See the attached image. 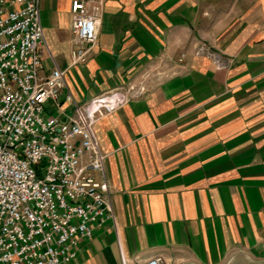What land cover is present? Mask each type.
Returning a JSON list of instances; mask_svg holds the SVG:
<instances>
[{
    "label": "crops",
    "instance_id": "crops-1",
    "mask_svg": "<svg viewBox=\"0 0 264 264\" xmlns=\"http://www.w3.org/2000/svg\"><path fill=\"white\" fill-rule=\"evenodd\" d=\"M73 1L39 0L43 74L67 70L81 104L145 93L95 126L115 219L68 264H264V0H104L77 66Z\"/></svg>",
    "mask_w": 264,
    "mask_h": 264
},
{
    "label": "built area",
    "instance_id": "built-area-1",
    "mask_svg": "<svg viewBox=\"0 0 264 264\" xmlns=\"http://www.w3.org/2000/svg\"><path fill=\"white\" fill-rule=\"evenodd\" d=\"M103 6L72 2V66L97 44ZM43 45L39 0H0V264H68L94 227L115 219L110 185L97 178L106 155L95 126L145 93L122 85L81 104L67 70L43 74ZM49 101L69 103L73 114L64 120L46 109ZM162 263L156 256L142 264Z\"/></svg>",
    "mask_w": 264,
    "mask_h": 264
},
{
    "label": "rangeland",
    "instance_id": "rangeland-1",
    "mask_svg": "<svg viewBox=\"0 0 264 264\" xmlns=\"http://www.w3.org/2000/svg\"><path fill=\"white\" fill-rule=\"evenodd\" d=\"M46 107H47V109H49V108L52 107V105L51 104H47ZM260 252H263V251H260ZM260 258H264V253H261Z\"/></svg>",
    "mask_w": 264,
    "mask_h": 264
}]
</instances>
